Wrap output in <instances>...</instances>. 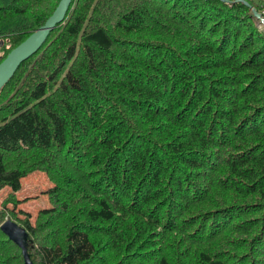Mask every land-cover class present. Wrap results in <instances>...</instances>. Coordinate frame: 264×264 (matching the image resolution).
Instances as JSON below:
<instances>
[{
	"label": "trees",
	"instance_id": "trees-1",
	"mask_svg": "<svg viewBox=\"0 0 264 264\" xmlns=\"http://www.w3.org/2000/svg\"><path fill=\"white\" fill-rule=\"evenodd\" d=\"M59 1L0 0V62ZM228 1H71L0 93V264L6 219L30 264H264V30Z\"/></svg>",
	"mask_w": 264,
	"mask_h": 264
},
{
	"label": "water",
	"instance_id": "water-1",
	"mask_svg": "<svg viewBox=\"0 0 264 264\" xmlns=\"http://www.w3.org/2000/svg\"><path fill=\"white\" fill-rule=\"evenodd\" d=\"M71 1L72 0H60L53 14L47 19L44 25H42L36 31L30 34L17 47L12 49L7 54V56L0 62V93L3 87L13 77L14 73L17 71L21 63H23L35 53H37V51L40 50V48L46 42L50 33L64 21ZM222 1L229 2L228 0ZM235 2H240L246 7H248L253 17L258 21L260 25H263L264 27V18L253 6H251L245 0H235ZM4 227L5 228H3V230L5 231V233H7L9 238L12 239L21 248L25 259V264H30L24 245V240L26 237L25 233L16 224L10 221H7Z\"/></svg>",
	"mask_w": 264,
	"mask_h": 264
},
{
	"label": "rangeland",
	"instance_id": "rangeland-1",
	"mask_svg": "<svg viewBox=\"0 0 264 264\" xmlns=\"http://www.w3.org/2000/svg\"><path fill=\"white\" fill-rule=\"evenodd\" d=\"M260 28L264 30L263 25L260 26ZM22 186L23 189L19 193V198H27H25V200H19L16 206H14L13 204H7L6 208L11 210L12 213L10 212V214L18 219H24L25 215L22 213H28L30 215L31 222L33 223L36 219L37 213L40 210L49 208L47 196L43 193L50 187V182L44 174L35 172L32 175L27 176V178L23 180ZM32 187H34L33 190ZM9 195L10 194L8 189H3L0 191V209H2V203L9 198ZM7 221L8 220L6 219L5 222ZM5 222L3 223L2 228H5Z\"/></svg>",
	"mask_w": 264,
	"mask_h": 264
},
{
	"label": "built area",
	"instance_id": "built-area-1",
	"mask_svg": "<svg viewBox=\"0 0 264 264\" xmlns=\"http://www.w3.org/2000/svg\"><path fill=\"white\" fill-rule=\"evenodd\" d=\"M261 15L264 17V6L262 7V10H261Z\"/></svg>",
	"mask_w": 264,
	"mask_h": 264
}]
</instances>
